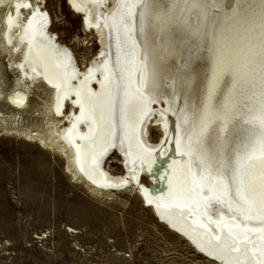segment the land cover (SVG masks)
I'll return each mask as SVG.
<instances>
[{
	"label": "bare ground",
	"instance_id": "1",
	"mask_svg": "<svg viewBox=\"0 0 264 264\" xmlns=\"http://www.w3.org/2000/svg\"><path fill=\"white\" fill-rule=\"evenodd\" d=\"M67 1L99 48L81 68L45 0H0V136L94 195L134 192L207 261L264 264V156L246 158L264 135V0Z\"/></svg>",
	"mask_w": 264,
	"mask_h": 264
},
{
	"label": "rangeland",
	"instance_id": "2",
	"mask_svg": "<svg viewBox=\"0 0 264 264\" xmlns=\"http://www.w3.org/2000/svg\"><path fill=\"white\" fill-rule=\"evenodd\" d=\"M44 5L51 31L81 68L99 51L93 34L67 0ZM0 64L4 68L2 57ZM4 75L8 90L13 77ZM150 137L158 140L159 132L151 129ZM112 156L106 166L118 176L120 156ZM101 196L76 183L60 156L0 136V264H215L160 224L134 192Z\"/></svg>",
	"mask_w": 264,
	"mask_h": 264
},
{
	"label": "snow or ice",
	"instance_id": "3",
	"mask_svg": "<svg viewBox=\"0 0 264 264\" xmlns=\"http://www.w3.org/2000/svg\"><path fill=\"white\" fill-rule=\"evenodd\" d=\"M150 2H151V0H145V6L146 7H150ZM190 3L193 6H196L197 5V0H190ZM216 126L218 128H222L223 127V125L219 121H217V125ZM257 154H259L261 156H264V135L261 136V139H260L258 145L256 147L252 148L251 150H249L246 153V158L251 159Z\"/></svg>",
	"mask_w": 264,
	"mask_h": 264
}]
</instances>
